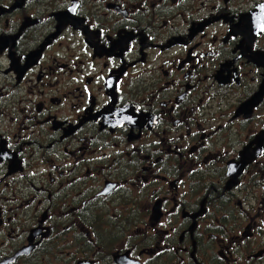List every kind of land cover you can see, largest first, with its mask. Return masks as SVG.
<instances>
[{"label": "flooded vegetation", "instance_id": "af4514ba", "mask_svg": "<svg viewBox=\"0 0 264 264\" xmlns=\"http://www.w3.org/2000/svg\"><path fill=\"white\" fill-rule=\"evenodd\" d=\"M0 264H264V0H0Z\"/></svg>", "mask_w": 264, "mask_h": 264}]
</instances>
